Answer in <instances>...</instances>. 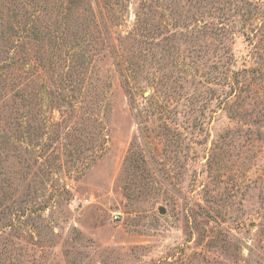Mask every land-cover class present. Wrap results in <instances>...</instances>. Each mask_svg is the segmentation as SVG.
Wrapping results in <instances>:
<instances>
[{"label":"rangeland","instance_id":"374dc122","mask_svg":"<svg viewBox=\"0 0 264 264\" xmlns=\"http://www.w3.org/2000/svg\"><path fill=\"white\" fill-rule=\"evenodd\" d=\"M0 264H264V0H0Z\"/></svg>","mask_w":264,"mask_h":264},{"label":"water","instance_id":"95a60500","mask_svg":"<svg viewBox=\"0 0 264 264\" xmlns=\"http://www.w3.org/2000/svg\"><path fill=\"white\" fill-rule=\"evenodd\" d=\"M159 213L163 215L165 213L164 209L163 208H160L159 209Z\"/></svg>","mask_w":264,"mask_h":264}]
</instances>
